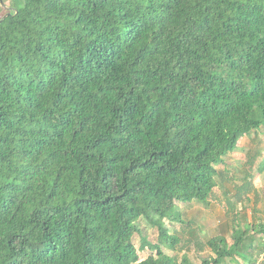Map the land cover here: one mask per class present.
<instances>
[{"label":"trees","instance_id":"trees-1","mask_svg":"<svg viewBox=\"0 0 264 264\" xmlns=\"http://www.w3.org/2000/svg\"><path fill=\"white\" fill-rule=\"evenodd\" d=\"M263 124L264 0H24L0 19V264H195L165 220ZM234 220L200 264H257L264 223Z\"/></svg>","mask_w":264,"mask_h":264},{"label":"rangeland","instance_id":"rangeland-1","mask_svg":"<svg viewBox=\"0 0 264 264\" xmlns=\"http://www.w3.org/2000/svg\"><path fill=\"white\" fill-rule=\"evenodd\" d=\"M23 3L24 0H2L0 4V19L12 11V8L17 9ZM256 132L257 135L251 136L250 140L245 139L243 142V139H241L238 147L230 153L234 155L239 152L237 156L227 155L225 157L226 163L217 166L219 171L217 176L218 185L214 189L210 204L207 205L200 201L177 203V208L181 212V219L184 222H172L169 218L165 220L172 234L177 233L179 236H184L191 241L190 246H186L188 249L186 251L195 264H200L203 258L211 255V251L205 245L207 239L225 232L226 223H233L234 219L238 218L241 222H246L249 219L247 209L252 207L251 202L254 200V204L261 203L262 197L260 193H258V196L257 192H253V190H249L248 193L244 191L242 193L243 197L241 199L239 197L241 189L247 184L249 179H256V182L261 184V186L264 184L259 179L261 173L259 165L264 155V124ZM250 157H254L253 165L249 161ZM246 194H250L253 200L247 201L245 198ZM228 199L234 202V206L228 204ZM188 223H190V226L186 227ZM137 225L140 231L135 234L134 243L139 251L140 258L145 259L150 254H155L156 251L152 250L149 245L145 249H141L142 239L145 237L150 243L158 244L159 230L151 226L145 218H141ZM191 229L195 230L196 233H192ZM184 230L186 234H183ZM185 238L183 241H185ZM197 239L201 241L199 242L200 246L196 245ZM181 245L178 244L177 247ZM161 246L166 253L174 254L169 246L165 244ZM181 254L183 253L180 252L179 255ZM228 260L231 262L230 259Z\"/></svg>","mask_w":264,"mask_h":264},{"label":"crops","instance_id":"crops-1","mask_svg":"<svg viewBox=\"0 0 264 264\" xmlns=\"http://www.w3.org/2000/svg\"><path fill=\"white\" fill-rule=\"evenodd\" d=\"M253 135L256 136L257 132L253 131L248 136H244L242 138L243 142H244L245 139H249L250 140L251 136H253ZM243 147H244V145H243ZM238 154H239V152H237L234 155L230 154L229 156H237ZM259 179H261L262 183H264V172L260 173ZM248 181H251V183H252V187L250 188V190H253V192H257L258 196H259L258 193H260L262 199H261V203L254 204V200H253L252 197H250V194H246L245 195V198L247 199V201L253 200L251 202L252 207L247 209L248 213H249V219H247V221H249L251 223L252 222L256 223L258 221H260L261 223H264V194H263V192H264V189H263L264 188V184H263V186H261V184L256 182V179L255 180L254 179H249ZM247 193H248V191H247ZM258 239H263V241H264V235L258 236ZM259 263L264 264V252L261 253L260 258L257 261V264H259ZM226 264H243V261L242 260H231V262L229 261Z\"/></svg>","mask_w":264,"mask_h":264},{"label":"water","instance_id":"water-1","mask_svg":"<svg viewBox=\"0 0 264 264\" xmlns=\"http://www.w3.org/2000/svg\"><path fill=\"white\" fill-rule=\"evenodd\" d=\"M1 2H2V0H1ZM6 16H7V15H6ZM6 16H5V17H6ZM5 17H3V18H5Z\"/></svg>","mask_w":264,"mask_h":264}]
</instances>
